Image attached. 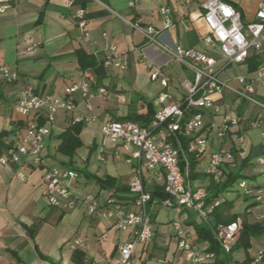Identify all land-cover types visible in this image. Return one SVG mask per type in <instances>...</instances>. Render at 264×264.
Segmentation results:
<instances>
[{
	"label": "crops",
	"instance_id": "1",
	"mask_svg": "<svg viewBox=\"0 0 264 264\" xmlns=\"http://www.w3.org/2000/svg\"><path fill=\"white\" fill-rule=\"evenodd\" d=\"M203 1L17 0L0 12V65H7L20 74V79L15 82L0 80V156L23 134L31 120H44L43 112L24 115L15 110L24 85L30 84L41 94L65 97L68 86L89 76L94 88L103 86L107 89L106 97L91 99L92 110L87 108L85 98L78 94L77 109L73 113L57 112L40 164H35L31 156H24L20 161L0 163V264H88L93 259H100L102 264H113L118 246L131 238L132 230L118 229L112 218L89 214L83 204L69 210L50 206L44 194L45 168L52 165L75 168L78 177L70 183L71 190L77 196L94 194L102 209L113 206L109 203L110 199L124 211L134 208V198L129 191V183L135 177L134 159L124 151L120 158L114 156L116 145L103 137L101 125L107 120L143 112L148 102H152L157 110L154 100L162 91L170 94L168 102L182 96L181 82L186 77L182 74L184 66L173 60L164 46H204L202 38L208 27L202 15ZM226 1L237 5L247 20L254 18L261 3V0ZM162 6L170 9L173 22L157 37L158 42L150 43L144 29L135 28L131 23L138 21L143 27L152 25L162 28ZM78 7L86 10L87 35L74 15ZM112 45L115 46L114 51L110 50ZM257 54L262 57L261 63L264 62V52ZM84 56L93 60L87 68H83L80 62ZM148 60L161 66L159 77H151ZM114 61L126 63L127 68H119ZM241 66V73L225 75L234 86H238L237 75L252 77L255 74L256 69H250L248 59ZM163 76L168 78L167 85L162 83ZM256 96L264 100V88L258 87ZM215 100L220 104L233 103L238 112L248 119L254 118L261 110L260 106L229 91L223 98L215 96ZM222 110L227 109L223 106ZM81 114H92L96 119L81 122L80 139L83 144L70 160L58 151L60 140L57 136L75 122V116ZM221 120L222 113H206L207 122L220 123ZM251 128L257 127L246 126L242 145H237L228 136L222 141L217 140L218 144H214L212 149L217 148L219 143L230 147L233 156L225 164L226 173L240 171L256 183L250 194H243L245 199L253 198L250 202L252 206L247 209L249 215L236 219L253 223L264 221V177L256 160L264 155V138L263 129L258 128L261 139L251 138L246 144L247 132ZM100 154L105 157L104 161L99 160ZM245 158L248 159L241 168ZM123 159L128 168L121 164ZM208 161V153L198 158L195 173L199 177L192 180L194 186L208 188L212 182L203 172ZM147 172L149 176L142 168L148 185L156 183L163 186L162 181ZM106 177L114 179L109 186H103L98 181ZM123 185L128 189H121ZM235 197H224L225 201L203 222L213 226L231 222L235 214L230 208ZM160 208L156 207L152 215L155 237L137 250L135 264H181L182 260L188 264L187 253L177 248L172 222L180 220L197 238L194 224L202 221L193 211L184 209L179 219H170L165 224L158 220ZM112 229L120 230L123 237L115 234L110 243L108 234ZM76 237L82 238L84 243L71 249L68 242ZM197 240L201 246L209 247L208 241ZM109 243L110 249L106 246ZM259 250H264V234L252 237L248 250L237 248L231 251L229 260L231 264H240L249 257L252 264ZM235 252L239 257H233ZM255 264H264V255Z\"/></svg>",
	"mask_w": 264,
	"mask_h": 264
},
{
	"label": "built area",
	"instance_id": "2",
	"mask_svg": "<svg viewBox=\"0 0 264 264\" xmlns=\"http://www.w3.org/2000/svg\"><path fill=\"white\" fill-rule=\"evenodd\" d=\"M16 1L0 0V12H4ZM201 6L203 19L208 27V32L202 38L204 46L201 48L179 44L171 48L164 46L171 53L173 60L190 72V75L181 82L182 96L168 102L170 94L166 91L160 92L154 100L158 109L149 125H142L133 119H111L101 125L103 137L116 145L114 156L120 158L124 151L138 163L135 167V177L129 183L134 208L124 211L119 204L110 199L109 203L113 206L102 209L94 194L77 196L71 190L70 183L78 177L75 168L64 165L45 168L44 194L50 206L69 210L83 204L89 214L112 218L118 229L132 230L131 238L118 246V254L113 264H135L134 256L137 250L148 245L155 237L152 215L156 207L171 208L177 214L184 209L191 210L197 213L201 221H206L225 201L222 196L211 197L207 201L210 196L207 188L193 185L190 156L184 141H188L189 151H193L197 158L209 154V161L203 172L214 183H221L227 175L225 164L233 154L230 147L220 143L213 150L212 146L218 144L217 140L222 141L230 136L237 145H242L245 128L248 125L263 129L264 138V100L256 96L258 87L264 88V62L258 66L252 77L245 74L237 75L238 86H234L230 79L223 75L230 65L245 64L250 55L264 52V0H261L251 20L245 19L238 7L226 0H204ZM85 12L84 7H78L74 15L79 27L87 35ZM160 13L163 18L162 28L152 25L143 27L138 21L131 23L135 28L144 29L150 43L158 42L157 37L173 22L168 7L162 6ZM110 50L114 51L115 46L112 45ZM114 64L121 69L127 68V64L120 61H114ZM147 66L151 70L152 78L162 74L161 66L154 61L148 60ZM19 79L20 74L17 70L4 64L0 65V80L10 83ZM162 83L168 84L166 76L162 77ZM227 91L239 98L248 99L260 106L261 110L254 118L248 119L238 112L233 103L216 102L215 96L223 98ZM78 94L85 98L87 108L92 110L91 99L95 96L106 97L107 89L103 86L94 88L89 76L68 86L65 97L52 93L41 94L30 84L24 85L16 101L15 110L24 115L43 112L44 120H31L23 134L8 146L5 154L0 156V163L20 161L24 156H31L35 164H40L57 112L63 110L73 113L77 109ZM223 106L227 110L223 111ZM207 112L222 113L221 122H207ZM73 119L75 122H83L95 120L96 116L81 114ZM98 158L105 160L102 154ZM256 160L262 167L260 173L264 177V155ZM143 163L158 181H162L163 190L167 195L165 198H154L147 188L148 182L142 173ZM235 185L238 186L240 193L248 195L256 183L248 178H241ZM172 226L177 248L187 253L188 264L214 263L215 252L209 251L207 246H201L180 220L173 221ZM241 227V220L218 225L215 237L226 253H230ZM83 243L82 238L76 237L71 239L68 245L75 249ZM263 255L264 250H259L252 264L260 262ZM88 264H102V261L93 259Z\"/></svg>",
	"mask_w": 264,
	"mask_h": 264
},
{
	"label": "trees",
	"instance_id": "3",
	"mask_svg": "<svg viewBox=\"0 0 264 264\" xmlns=\"http://www.w3.org/2000/svg\"><path fill=\"white\" fill-rule=\"evenodd\" d=\"M237 7V5H235ZM249 65L250 69L254 70L257 69L259 64L262 61V57L259 54H253L252 56H249ZM80 62L82 64L83 68H87V66L93 64V60L89 57H81ZM146 110L143 112H137L128 114L123 117H118L117 119H133L141 123L142 125H149L151 121L154 118L155 115V108L153 106L152 102H148L146 104ZM82 129L81 122H74L71 123L69 126H67L57 137L60 140V143L58 145V151L66 155L70 158V160L73 158V156L76 153V150L82 146V141L80 139V132ZM184 146L188 148L189 156H190V164H191V178L195 179L199 177V174L195 173V167L198 164V158L195 156L193 151H189L188 141H184ZM248 158H245L241 163V168H243L246 164V160ZM241 178H248L247 176L240 173V171L237 172H229L226 175V178L221 183H214L213 181L208 186L207 190L208 193H212L208 198L207 201L211 197H217L222 191H226L229 189V187L233 186L237 180ZM98 181L103 186H109V183L113 182L114 179L111 177H106L105 179H98ZM121 189L127 190V186H120ZM147 188L152 192V195L154 198L157 199H163L167 195L163 190V186L159 184H152L148 185ZM252 206V203H250L247 206V209ZM237 215L235 214L231 221H236ZM228 223V222H224ZM219 224H214L213 228L209 227L206 223L203 221L197 224H194L196 235L199 240H206L209 242V251H213L216 254V258L214 263L212 264H229V254L231 251L237 248H244L245 250H248L251 247V238L254 236H259L264 234V221H257L250 223L248 221L242 222V227L240 229L239 235L232 246V249L230 253H226L222 246L219 243V240L215 237V231L217 229ZM252 261L251 258L246 257L243 261L240 262V264H250ZM237 263V262H235Z\"/></svg>",
	"mask_w": 264,
	"mask_h": 264
},
{
	"label": "rangeland",
	"instance_id": "4",
	"mask_svg": "<svg viewBox=\"0 0 264 264\" xmlns=\"http://www.w3.org/2000/svg\"><path fill=\"white\" fill-rule=\"evenodd\" d=\"M242 72V66L241 64H232L230 65L227 70L225 72H223V75H228V74H237V73H241ZM182 74L184 76H189L190 72L186 67H183L182 69ZM228 92V91H227ZM255 139V140H260L261 139V135H260V130L258 128H251L249 129V131L247 132V139L245 141V143H248L249 139ZM216 148H214L213 150H215ZM205 161H203L204 163ZM135 166L138 164L136 160H134ZM121 164L125 167H129V165L126 163V161L123 159L121 160ZM142 168L144 170V173L146 176H149V173L146 170V165L145 163L142 164ZM212 193H210L211 195ZM229 195H233L236 196L232 206L230 208L231 213L236 214L237 215V219H244L247 215H249V213H247V206L250 204V202H252L253 198H249V199H245L243 193H240L239 188L237 185H233L231 187H229L228 192L226 191H222L221 192V196L222 197H229ZM195 213V216H197V213ZM179 219L180 216L179 214H177L175 212V210L171 209V208H160L159 214H158V220L161 222H164L165 224L169 222L170 219ZM209 227H213L212 223H206ZM171 228L173 229V227L171 226ZM115 234L116 235H120V238L123 237V234L120 230L117 229H112L111 232H109L108 237H109V241L111 243V239L115 238ZM117 236V237H118ZM107 244V248H111V244ZM233 257H239L238 252H235L233 254ZM153 263V262H152ZM181 264H184L183 260L181 261Z\"/></svg>",
	"mask_w": 264,
	"mask_h": 264
},
{
	"label": "snow or ice",
	"instance_id": "5",
	"mask_svg": "<svg viewBox=\"0 0 264 264\" xmlns=\"http://www.w3.org/2000/svg\"><path fill=\"white\" fill-rule=\"evenodd\" d=\"M225 12L227 13V9H225Z\"/></svg>",
	"mask_w": 264,
	"mask_h": 264
}]
</instances>
